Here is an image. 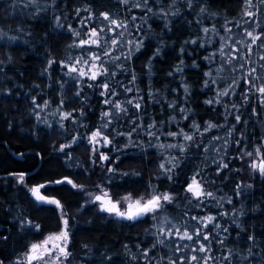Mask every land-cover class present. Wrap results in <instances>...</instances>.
<instances>
[{
    "label": "trees",
    "instance_id": "1",
    "mask_svg": "<svg viewBox=\"0 0 264 264\" xmlns=\"http://www.w3.org/2000/svg\"><path fill=\"white\" fill-rule=\"evenodd\" d=\"M262 87L264 0H0V264L63 219L68 264H264ZM104 192L171 199L113 220Z\"/></svg>",
    "mask_w": 264,
    "mask_h": 264
},
{
    "label": "snow or ice",
    "instance_id": "2",
    "mask_svg": "<svg viewBox=\"0 0 264 264\" xmlns=\"http://www.w3.org/2000/svg\"><path fill=\"white\" fill-rule=\"evenodd\" d=\"M245 2L247 4L251 3V0H245ZM247 14V13H246ZM105 19H108V16L105 14ZM112 24H117V21L112 20L111 21ZM205 31H207V29H205ZM249 36H252V33L249 32L248 33ZM91 36L92 37H97L98 33L96 30H92L91 32ZM257 37H253V43H255ZM82 45L83 44H97V40L96 39H92V40H82L80 42ZM113 44L116 43L115 40L112 41ZM104 55H107V52L104 53ZM100 56L99 55H93L92 56V60H99ZM51 63V61L49 62ZM84 63H88L87 60L84 61ZM92 68H96L95 64H92ZM69 71L71 72H75L77 71V69L75 67H72L69 69ZM87 73L83 70L80 69L79 70V75L81 77L85 76ZM98 72L93 71L92 75L89 77L92 80L96 79V76L98 75ZM206 75H208V73H206ZM105 88L108 87L107 84L104 85ZM259 91L261 93H264V87L260 88ZM226 93H220V95H224ZM107 103V101H106ZM129 103H131V101H129ZM137 107H139V105H136ZM116 108H120V105L117 104L115 105ZM104 116H107L108 113H104ZM239 119V118H237ZM106 126V125H105ZM209 128L214 127V125L209 124L208 126ZM100 135V132H93L92 133V137H91V141H95L96 138ZM169 135H173L175 136L176 133H169ZM185 139L190 140L191 137L190 136H185ZM109 141L107 140V138H105V143H108ZM161 147H164V145H161ZM168 147H176V145H168ZM257 154H260V150L257 149ZM248 155H251V153H249ZM103 159H107V157H102ZM161 167H164V165H161ZM259 168L260 172L262 175H264V160H262L259 165H257L255 162L252 164V168L256 169ZM24 180V175L20 174L19 175V180L18 182H23ZM68 183H72L71 180L67 181ZM57 183H60V181H57ZM44 185H40L37 187H33L30 189L32 195L35 197V199L37 201H41L44 203H48V204H55L57 206V208H62V205L60 204V202L58 200H56L55 198H48L44 195L41 194L40 192V188H43ZM73 187H77V185L73 184ZM189 192H191L194 196L196 197H200L201 195H204L205 193L202 191L201 186L199 184V182L195 179V177H193L192 179V183L189 184L188 189ZM207 195H211V193H207ZM170 197L167 194H164L163 196H158V195H152L150 199H146L145 197L141 196L138 199L133 200L131 195L122 197V200L127 201V208L125 210H121L120 207H118L119 202H112L111 198H108V193L104 192L102 193V195H97L95 196V201H99L100 203V210L101 211H106L110 214H115L117 217H121L123 219H127V220H137L145 215H147L148 213H152L155 212L157 209L162 207L161 204V200L163 201H170ZM63 219V217H62ZM206 220L208 222H211L213 220V217L209 216L206 218ZM63 225L64 227L58 232V233H51L48 236L45 237V239L43 241H40L38 243H33L30 245L28 251L25 253V261L24 264H49V257L50 256H57V257H64L67 258L70 253L67 251V243H68V239H69V233L67 230L68 227V220L67 219H63ZM38 227V226H37ZM197 236H199V233L196 234ZM181 239H185L187 238L188 240H192V235H189L188 232H184L181 236ZM205 240L208 239L207 236L204 237ZM199 251L203 252L205 251V247L204 245H200ZM193 260L197 259V257L193 256L192 257ZM51 264H59V260H52Z\"/></svg>",
    "mask_w": 264,
    "mask_h": 264
},
{
    "label": "rangeland",
    "instance_id": "3",
    "mask_svg": "<svg viewBox=\"0 0 264 264\" xmlns=\"http://www.w3.org/2000/svg\"><path fill=\"white\" fill-rule=\"evenodd\" d=\"M257 165H258V161H256L255 162ZM95 196H97V195H89V202H96V203H98V205H99V208H100V202L99 201H95ZM151 198V197H150ZM150 198H148V199H150ZM34 200H35V202L37 203V204H40V203H43V204H48V203H44V202H41V201H37L35 198H34ZM118 202H119V204H118V207H120L121 208V210H125L126 208H127V201H124V200H122V198L120 199V200H117ZM117 201H112V202H117ZM162 201V200H161ZM50 205H54V206H56L55 204H50ZM57 207V206H56ZM106 214H107V216L108 217H110L111 219H113V220H115V219H118V218H121V217H117L114 213L113 214H110V213H108V212H106V211H104ZM64 227V225H63V220L61 221V227H60V230L62 229ZM59 230V231H60ZM48 236V235H47ZM46 237V236H45ZM45 237L41 240V241H43L44 239H45ZM40 242V241H39ZM30 247V246H29ZM29 247H28V249H29ZM28 249H27V251H28ZM26 251V252H27ZM59 260V264H68V263H66V261H65V258L64 257H57V256H50L49 257V264H51V261L52 260ZM21 261L24 263V261H25V254L21 257Z\"/></svg>",
    "mask_w": 264,
    "mask_h": 264
},
{
    "label": "water",
    "instance_id": "4",
    "mask_svg": "<svg viewBox=\"0 0 264 264\" xmlns=\"http://www.w3.org/2000/svg\"><path fill=\"white\" fill-rule=\"evenodd\" d=\"M260 162H261V161H260ZM260 162H258V165H259ZM257 168H258V167H257ZM258 170H259V168H258ZM187 189H188V188H187ZM187 189H186V190H187ZM108 198H109V197H108ZM100 203H101V202H100Z\"/></svg>",
    "mask_w": 264,
    "mask_h": 264
}]
</instances>
